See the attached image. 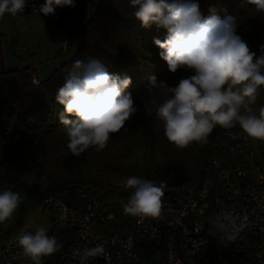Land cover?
<instances>
[{"label": "trees", "instance_id": "16d2710c", "mask_svg": "<svg viewBox=\"0 0 264 264\" xmlns=\"http://www.w3.org/2000/svg\"><path fill=\"white\" fill-rule=\"evenodd\" d=\"M190 2L198 4L202 18L214 11L224 19L228 15L239 16L243 10L238 0ZM34 3L40 8L46 0ZM74 3V8H56L53 15L40 13L44 20L55 23L57 31L73 42L76 40V53L71 59L39 86L33 84L30 68L0 70V144L10 155H5L10 159L8 163L14 164L6 171L0 167V191L11 189L24 198L15 214L0 223V252L14 236L32 224L46 227L50 237L56 234L54 213L43 205L47 196L60 197L72 205L81 195L95 202L97 231L102 228V218L108 214L114 215L108 224L112 230L135 221L137 217L123 211L133 190L126 189L122 181L138 176L162 185L163 190L182 183L199 186L210 159L217 154L223 135L229 130L216 127L207 144L193 143L179 149L170 143L156 115L157 106L165 99L163 90L149 84L148 77L155 75L158 82L173 87L192 73L183 69L171 73L160 58L154 39L163 41L167 29L156 24L141 27L130 0H103L76 37L75 32L85 15L86 0H74ZM258 22L259 28L254 33H243L242 27L238 28V34L257 55L259 46L264 44V29ZM88 57L100 59L112 74L131 78L126 91L131 93L137 112L125 123L124 129L110 137L105 149L96 152L89 148L76 157L67 148L68 137L59 120L64 109L55 96L72 63ZM260 107H264V89L253 105L257 113ZM236 126L231 129L240 128ZM253 144L257 163H264V142L253 139ZM125 160H135V163L125 164ZM206 237L204 255L209 260L212 251L209 230ZM42 259L44 264H59L61 254L53 253Z\"/></svg>", "mask_w": 264, "mask_h": 264}, {"label": "clouds", "instance_id": "9594fccd", "mask_svg": "<svg viewBox=\"0 0 264 264\" xmlns=\"http://www.w3.org/2000/svg\"><path fill=\"white\" fill-rule=\"evenodd\" d=\"M25 2L0 0V18L6 13L12 16L22 13ZM130 3L141 27L156 24L167 29L166 38L154 39V44L169 71L176 73L183 69L192 73L173 87L158 82L155 75L148 77V83L160 87L165 96L156 108V115L163 124L166 139L183 149L193 143L207 144L216 127L231 129L238 124L249 138L264 142V107L258 113L253 108L264 89V44L259 46V55L251 50L238 34V16L221 19L213 11L202 18L198 4L190 0H130ZM249 3L256 12L264 13V0ZM64 7L74 8V0H46L39 12L49 16L56 8ZM131 83L127 75L110 73L98 58L77 59L72 63L55 100L64 109L59 120L73 156L79 157L89 148L102 151L110 137L124 129L125 123L136 114L131 93L126 91ZM122 183L133 190L123 205L126 215L144 218L160 213L162 185L138 176H130ZM23 199L11 189L0 191V223L15 214ZM210 222L227 240L234 241L247 227V216L228 211L222 219L218 216ZM17 244L31 264H42L43 257L63 246L42 225L18 235ZM105 252L102 243L86 248L80 256L81 264Z\"/></svg>", "mask_w": 264, "mask_h": 264}, {"label": "built area", "instance_id": "2783aa9c", "mask_svg": "<svg viewBox=\"0 0 264 264\" xmlns=\"http://www.w3.org/2000/svg\"><path fill=\"white\" fill-rule=\"evenodd\" d=\"M29 13L40 14L38 6L28 8L23 18ZM56 34V40L62 38ZM31 78L35 86L41 84L35 73ZM163 192L157 216L137 217L112 230L108 224L114 215L108 214L100 231L96 230L95 202L87 201L79 208L47 196L43 205L53 211L57 228L73 235L59 264H81L82 251L101 243L105 254L88 258L86 264H264V163H257L253 139L241 128L224 133L199 186L182 183ZM228 211L247 216V227L234 241L210 222ZM36 226L40 224L23 232H32ZM208 230L209 260L204 255ZM18 235L0 252V264H31L17 244Z\"/></svg>", "mask_w": 264, "mask_h": 264}, {"label": "rangeland", "instance_id": "374dc122", "mask_svg": "<svg viewBox=\"0 0 264 264\" xmlns=\"http://www.w3.org/2000/svg\"><path fill=\"white\" fill-rule=\"evenodd\" d=\"M102 1L103 0H86L85 15L75 32L76 37L81 33L83 28L90 20L95 8ZM34 2L35 0H26L25 10L22 13H18L15 16L6 13L5 17L0 18V32L5 34V40L3 41V47L5 50L3 55L0 53V70L2 68L11 70L30 68V70H32L30 72V76L33 72L40 81H44L47 79V77H49V75H51L55 70L59 69L63 65V60L67 61L75 55L77 44L75 40V42H73L74 45L72 48H63L64 51L62 54H56L53 58L55 63L41 62L40 58L37 56L40 54V50L46 47L44 28L52 30L54 24L53 26L46 24L44 18L39 13H29L25 16V19L23 18L25 11L35 5ZM238 2L243 8L238 16V28L242 27L241 29L243 33H254L259 28L258 21H260L262 24L261 28L264 29V13L256 12L254 10V6L251 7L249 0H238ZM257 14L260 18H262H258V16H256ZM14 31L17 32L13 33ZM17 33L21 34V41H18V38L15 37L18 36ZM1 48L2 47L0 45V49ZM35 55L37 56L33 58ZM2 61H4V63H2ZM6 154L9 155L7 149L2 147L0 144V162H3V164H0V167L5 171L14 166V164L8 163L10 159L8 157L5 158ZM68 234L69 232L59 231V229L56 228V234L54 237L56 238L57 242L63 246L55 253L60 252L61 254L63 248H66L67 244L69 243V241L67 242V238L69 236ZM46 260H49V258Z\"/></svg>", "mask_w": 264, "mask_h": 264}, {"label": "crops", "instance_id": "0c3cea01", "mask_svg": "<svg viewBox=\"0 0 264 264\" xmlns=\"http://www.w3.org/2000/svg\"><path fill=\"white\" fill-rule=\"evenodd\" d=\"M6 15V14H5ZM5 17V16H4ZM46 22V24L48 25H52L54 24L55 26V23H52V22H48L46 20H44ZM53 26V29L50 30L48 28H44V37L46 38V47L42 50H40V54L37 56H33V58H35L36 56L40 58L41 62H48V63H55V61L53 60V58L55 57L56 54H62V52L64 51L63 48H68L70 49V47L72 48L74 43L72 41V39H69L68 36H66L65 34H63L62 32L60 31H57L55 29V27ZM17 31H14L13 33H15ZM57 32H59V34H61L62 38L60 37L58 40H56V36H57ZM18 36H15L18 38V41L20 40L21 41V34L17 33ZM23 36V34H22ZM5 40V34L4 33H1L0 32V45H1V49H0V53L1 55H3V52H4V41ZM7 43V41H6ZM25 52V51H24ZM10 56V55H9ZM9 58V57H8ZM58 58V57H57ZM56 60V59H55ZM66 60H63L62 63H64ZM57 62V61H56ZM32 70H30L31 72ZM29 72V73H30ZM42 82V81H40ZM88 200L87 199H76V204L75 206L79 207V208H83L85 203L87 202ZM68 238H67V242L70 241V239L72 238V233L69 232L68 234Z\"/></svg>", "mask_w": 264, "mask_h": 264}]
</instances>
